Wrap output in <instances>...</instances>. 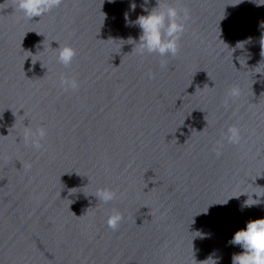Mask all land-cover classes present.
Here are the masks:
<instances>
[{"label": "clouds", "instance_id": "obj_1", "mask_svg": "<svg viewBox=\"0 0 264 264\" xmlns=\"http://www.w3.org/2000/svg\"><path fill=\"white\" fill-rule=\"evenodd\" d=\"M110 2H114V0H110ZM62 3L63 0H14L15 9L22 12L23 16L29 20L33 17L43 16L54 8H58ZM145 3H147V0H145ZM178 3L179 0H177ZM260 5L264 4L257 3V6ZM130 7L134 11L136 4L133 3ZM141 7L147 14L138 16L135 21L129 20L127 12L124 14L126 26H138L141 29L138 43H135L131 37L128 41L135 43V47L138 46L141 55L146 52L148 54H158L160 57L176 56L180 48L179 41L190 19L188 10L169 4L167 0H157V5L150 11L144 5H141ZM56 51L57 62L66 68L70 67L77 54L76 50L65 44L60 45ZM261 56L264 57V51H261ZM165 66L166 62L162 61L161 67ZM41 67L43 66L41 65ZM60 84L64 91H75L80 86L75 77L66 76L61 77ZM239 95L238 86L230 87L224 101L225 107H227L229 100H235ZM46 135L47 130L43 126L37 127L35 131L26 128L23 139L26 143H30L33 148L39 150L42 147L41 141L45 139ZM223 135L229 143L237 144L240 142V132L235 125H230L227 133ZM216 154L219 156V151ZM95 196L99 199V202L108 203L117 198V192L109 188H101L97 189ZM250 199L242 207L259 203L258 200L254 199H251L253 202L249 203ZM122 219L123 214L114 209L108 216L107 225L115 231ZM229 243L239 245L243 249L242 252L233 254L232 264H264V218L248 221L246 228L236 231Z\"/></svg>", "mask_w": 264, "mask_h": 264}]
</instances>
